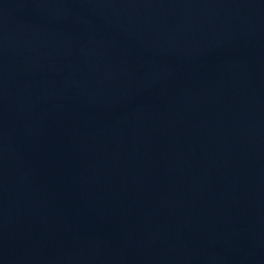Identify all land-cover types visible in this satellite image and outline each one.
Masks as SVG:
<instances>
[{
	"label": "water",
	"instance_id": "obj_1",
	"mask_svg": "<svg viewBox=\"0 0 264 264\" xmlns=\"http://www.w3.org/2000/svg\"><path fill=\"white\" fill-rule=\"evenodd\" d=\"M0 264H264V0H0Z\"/></svg>",
	"mask_w": 264,
	"mask_h": 264
}]
</instances>
